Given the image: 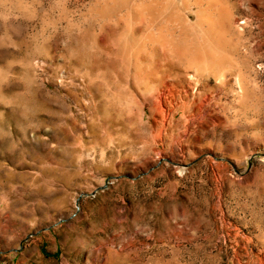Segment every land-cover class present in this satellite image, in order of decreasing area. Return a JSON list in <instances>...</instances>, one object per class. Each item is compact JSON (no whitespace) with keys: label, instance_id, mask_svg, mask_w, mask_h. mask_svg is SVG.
<instances>
[{"label":"rangeland","instance_id":"374dc122","mask_svg":"<svg viewBox=\"0 0 264 264\" xmlns=\"http://www.w3.org/2000/svg\"><path fill=\"white\" fill-rule=\"evenodd\" d=\"M0 264H264V0H0Z\"/></svg>","mask_w":264,"mask_h":264},{"label":"water","instance_id":"95a60500","mask_svg":"<svg viewBox=\"0 0 264 264\" xmlns=\"http://www.w3.org/2000/svg\"><path fill=\"white\" fill-rule=\"evenodd\" d=\"M104 187V186H103ZM79 201V199L77 200V202Z\"/></svg>","mask_w":264,"mask_h":264}]
</instances>
